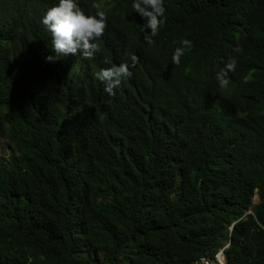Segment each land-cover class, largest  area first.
Instances as JSON below:
<instances>
[{"label": "trees", "instance_id": "trees-1", "mask_svg": "<svg viewBox=\"0 0 264 264\" xmlns=\"http://www.w3.org/2000/svg\"><path fill=\"white\" fill-rule=\"evenodd\" d=\"M167 1L152 36L132 0H79L99 51L48 62L56 0H0V264H264V0Z\"/></svg>", "mask_w": 264, "mask_h": 264}, {"label": "clouds", "instance_id": "clouds-1", "mask_svg": "<svg viewBox=\"0 0 264 264\" xmlns=\"http://www.w3.org/2000/svg\"><path fill=\"white\" fill-rule=\"evenodd\" d=\"M168 4L167 0H132V10L143 19V23L140 24V31L147 29L152 36H155L163 23L164 11H168ZM40 23L46 27L51 35L53 50V54L44 56V60L54 62L62 56L75 55L78 51L80 56L91 58L94 53L99 51V38L104 32L106 19L105 14L101 11H97L95 14L82 11L79 0H56L43 13ZM246 34L247 29L244 27L228 28L218 36L216 43L228 52H236L239 51L240 42ZM190 48L191 41L187 38H181L179 46L172 50L171 62L173 64L180 63V58ZM132 59L134 60L135 57L133 56ZM236 69L235 61L229 60L226 66L215 74L218 82L221 84L226 83L225 77L227 74L235 73ZM94 75L98 80L104 82L103 90L111 96L114 94L113 89L119 88L122 81L131 76V72L126 63L120 62L118 64L111 63L108 67L101 68ZM220 252L223 253V256L221 254L219 259L217 254ZM215 259L219 264H222L221 262L228 264L224 248L215 254ZM201 260L205 264H209L211 261L207 258H201Z\"/></svg>", "mask_w": 264, "mask_h": 264}, {"label": "rangeland", "instance_id": "rangeland-1", "mask_svg": "<svg viewBox=\"0 0 264 264\" xmlns=\"http://www.w3.org/2000/svg\"><path fill=\"white\" fill-rule=\"evenodd\" d=\"M0 153H7V148L5 146V140L0 138ZM257 196H254V201L257 202ZM224 261V260H223ZM222 264L224 262H221Z\"/></svg>", "mask_w": 264, "mask_h": 264}, {"label": "built area", "instance_id": "built-area-1", "mask_svg": "<svg viewBox=\"0 0 264 264\" xmlns=\"http://www.w3.org/2000/svg\"><path fill=\"white\" fill-rule=\"evenodd\" d=\"M221 254H222V256H223V253H221V252L217 254V256H218L219 259H220ZM205 262L208 263L207 260H205Z\"/></svg>", "mask_w": 264, "mask_h": 264}, {"label": "bare ground", "instance_id": "bare-ground-1", "mask_svg": "<svg viewBox=\"0 0 264 264\" xmlns=\"http://www.w3.org/2000/svg\"><path fill=\"white\" fill-rule=\"evenodd\" d=\"M225 264V263H224Z\"/></svg>", "mask_w": 264, "mask_h": 264}]
</instances>
